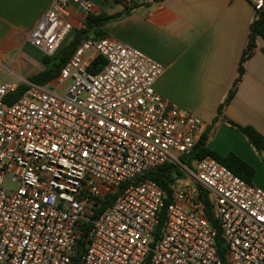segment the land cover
Segmentation results:
<instances>
[{
  "label": "built area",
  "instance_id": "built-area-1",
  "mask_svg": "<svg viewBox=\"0 0 264 264\" xmlns=\"http://www.w3.org/2000/svg\"><path fill=\"white\" fill-rule=\"evenodd\" d=\"M249 1L255 11L264 6ZM67 5L52 0L28 43L54 55L72 29ZM96 56L105 63L91 73ZM162 72L141 51L102 36L82 40L51 82L25 80L12 102L19 83L0 79V264H72L86 226L79 264H224L200 189L225 264H264L263 190L210 156L167 191L145 177L165 163L188 171L179 158L203 132L198 117L156 93Z\"/></svg>",
  "mask_w": 264,
  "mask_h": 264
},
{
  "label": "crops",
  "instance_id": "crops-1",
  "mask_svg": "<svg viewBox=\"0 0 264 264\" xmlns=\"http://www.w3.org/2000/svg\"><path fill=\"white\" fill-rule=\"evenodd\" d=\"M67 1L72 29L55 54L68 45L88 13L117 15L103 24L102 36L127 44L158 62L163 72L154 84L156 93L198 117L203 123L202 134L207 135L206 147L222 158L228 154L237 157L253 172L249 184L264 191V151L252 147L229 124L252 127L264 137L262 38H256V48L244 62L242 78L222 106L238 75L256 15L249 0H87L91 5L88 12ZM51 2L0 0V58H6L4 62L11 59L18 69L25 70L22 73L28 75L26 81L47 67L43 58L55 55H46L27 41ZM22 58L33 60L22 63ZM1 70L7 71V65ZM193 168L194 161L190 170H179L183 176L176 181L189 182Z\"/></svg>",
  "mask_w": 264,
  "mask_h": 264
},
{
  "label": "trees",
  "instance_id": "trees-1",
  "mask_svg": "<svg viewBox=\"0 0 264 264\" xmlns=\"http://www.w3.org/2000/svg\"><path fill=\"white\" fill-rule=\"evenodd\" d=\"M117 17L112 16L108 17L101 13L95 15L92 13H88L84 21L82 23V26L75 31L72 39L68 43V45L64 48H62L57 54H55L52 58L46 57L43 58L44 63H47V67L31 76L28 81L34 82L36 84L44 85L47 82L54 79L60 72V69L64 65V63L72 56V54L75 52L77 46L79 43L84 39H98L102 37V31L101 27L103 24L108 21L110 18ZM260 37L264 40V6L261 10L256 11V15L254 18V21L252 22L250 26V32L248 36V42L244 49V52L242 54L239 68H238V75L232 85V88L230 89L226 99L222 103V106L227 100L231 97V95L234 93L238 83L240 82L242 75H243V65L244 62L250 57V55L253 53V51L256 48V38ZM264 54V52H263ZM104 60L100 56H96L90 63L88 70L91 73L98 72L104 65ZM25 86L23 84H20L16 91L12 94H10L7 97L8 102H12L14 99L19 97ZM222 106L218 109V113L221 111ZM216 120H214L213 125L215 124ZM231 126L235 127L248 141V143L254 147L257 150L264 151V137L260 135L256 130H254L252 127H240L238 125L229 123ZM211 127V128H212ZM206 139L207 135L206 133H203L194 148L188 153L180 156V161L187 165V167H191V163L196 160H200L206 156H210L217 160L219 163L227 167L230 171H232L236 176L240 177L242 180L249 183V177L252 176V170L243 162H241L237 157H235L233 154H228L224 158L216 155L213 153L210 149L206 147ZM183 174L179 171L177 166L173 165L172 163H165L162 166L156 168L155 170L149 172L145 177L151 179L152 181L156 182L160 187H162L163 190L167 191L168 186L173 183L174 181L182 178ZM125 186V184H122L120 188L112 191V193L105 198L104 202L102 203L101 209L104 210L108 207H110L113 204V201L115 200V197L121 192V189ZM200 199L204 204L203 213L205 217L208 219L209 223L211 224L212 229L215 233V241L217 243L218 240L221 239V234L219 231L218 223L215 219H213L210 209H209V199L208 194L205 190L200 189ZM160 229V226H157L155 234L158 233ZM87 230V226L85 229H83V235L82 238L78 240L77 243V252L76 255L73 257L72 264H79V258H80V252L84 248L85 241L83 239L85 235V231ZM219 251V250H218ZM224 250L219 252V255L222 259V261L225 264V257H224ZM149 264V262H147Z\"/></svg>",
  "mask_w": 264,
  "mask_h": 264
},
{
  "label": "rangeland",
  "instance_id": "rangeland-1",
  "mask_svg": "<svg viewBox=\"0 0 264 264\" xmlns=\"http://www.w3.org/2000/svg\"><path fill=\"white\" fill-rule=\"evenodd\" d=\"M5 59L6 58H0V79L3 81L9 80L12 82L24 83V81H25L24 79H26L28 77V75L25 74V72L22 73V71H25V70L18 69V64L13 62L11 59H8L7 62H4ZM32 60H33V58H26V59L22 58V63H32ZM3 65H7V71L1 72L2 71L1 68ZM4 70H6L5 67H4ZM219 231H220V229H219ZM220 234H221V232H220ZM216 245H217V250H219L218 253L223 251V250L225 251V244H224V240H223L222 236H221V239L217 241ZM81 253L82 252H80V255H81Z\"/></svg>",
  "mask_w": 264,
  "mask_h": 264
}]
</instances>
